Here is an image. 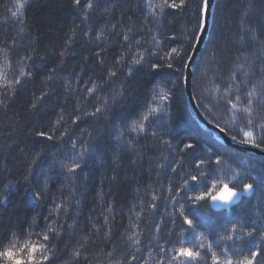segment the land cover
<instances>
[{"label":"trees","instance_id":"16d2710c","mask_svg":"<svg viewBox=\"0 0 264 264\" xmlns=\"http://www.w3.org/2000/svg\"><path fill=\"white\" fill-rule=\"evenodd\" d=\"M201 3L184 0L181 9L164 7L160 14L163 0H81L79 5L74 0H0V251L13 248L24 264L28 250L20 249L25 244L47 245L45 264H159L161 259L167 264V253L181 246L200 250L211 264L209 244L222 261L225 247L234 264L250 255L248 238L233 249L215 233L220 222L231 228L238 219V230L244 225L251 231L264 201L259 192L230 211L213 210L210 200L194 206L200 207L203 222L198 221L195 234L189 230L183 236L179 205L189 215L190 204L183 192L176 196L178 204L171 203L178 187L197 174V157L219 158L221 164L207 185L188 197L211 190L214 183H254L249 173L256 176L264 163L262 157L219 143L189 110L181 62L195 45L189 37ZM261 17L264 0H216L193 76L203 115L237 139L241 129H249L239 115L233 121L221 97L231 85L229 95L243 98L264 80ZM242 18L257 31L258 41L241 31ZM173 48L181 53L171 61L173 68L154 72L151 65L166 64ZM239 64L244 69L234 81L230 77ZM161 90L170 92L167 103L154 99ZM97 108L102 112L91 115ZM152 108L158 110L145 122L146 134L128 130ZM188 143L196 148L186 150ZM74 151L84 152L75 174L61 172L58 165L49 170L57 157H72L66 161L72 163ZM35 255L42 259L40 252Z\"/></svg>","mask_w":264,"mask_h":264},{"label":"snow or ice","instance_id":"6c2138e0","mask_svg":"<svg viewBox=\"0 0 264 264\" xmlns=\"http://www.w3.org/2000/svg\"><path fill=\"white\" fill-rule=\"evenodd\" d=\"M74 2L75 4L79 5L81 3V0H74ZM20 6L23 7V4H21ZM149 6L151 7V4H149ZM184 6V0H180V3H176L175 0H173L172 3H169V0H163V5L159 6L161 8L160 14H163L164 7H169L172 9H181ZM91 7L92 4L89 3L88 8ZM198 7L199 12L196 16V24L192 30V35L189 37V39L193 43H198L202 39L203 33L206 31L207 13L210 9L209 0H202V3ZM153 13L155 14L154 9ZM13 16H15V13H13ZM245 16H247V13H245ZM240 26L241 31L246 34L248 40H251L253 42L259 40L257 31L249 27L245 19H241ZM261 26L262 29H264V17H261ZM125 39H127V37H125ZM153 39L158 45L159 41L155 40V37ZM240 41L241 43L245 42V36H241ZM259 42L261 44H264V41ZM180 56L181 53L177 49L173 48L171 53H168L166 55V64L156 63L151 65V68L154 72H160L165 66L168 69H172L173 63L171 61L173 59H179ZM189 59L190 58L187 56L184 57V61H187ZM184 61L181 62L182 68L188 67V64ZM133 63L139 64L140 60H134ZM242 69H244L243 64L236 65L230 79L235 81V73ZM176 70L179 71L180 69ZM128 74L131 75V71H129ZM248 74L249 73L247 71L243 72L244 76H247ZM111 75L115 76L116 73L113 72ZM181 80L182 82H187V77L182 76ZM243 82L246 83V81ZM214 90L216 92L221 91L219 86L215 85ZM90 91H95V87L90 89ZM231 91V85H229L228 88L223 91V96L221 97V100L223 101L224 107L228 112L231 113L233 121H235L239 115L245 126L249 129L248 131H244L243 129H241L242 138L238 141V143L250 145L252 148L260 149L261 152H264V113H261L260 111L262 108H264V80H260L256 84H254L250 88V90H248L244 94L243 98L239 94L229 95ZM156 97H158L160 101L167 103L170 99V92L161 90L156 93L154 99ZM0 103H3V101L0 100ZM216 103H219V101H217ZM157 110L158 109L155 108L149 109L147 115L141 113L140 115L142 119H134L128 125V130L134 132L137 136L146 134L148 132V128H146L145 122L149 121V117L151 115H154ZM101 112L102 110L100 108H97L96 113H92L91 115L95 116L97 113ZM258 114L259 119L256 118ZM217 127H219V125H217ZM124 131V128H120L118 130V135L122 136ZM221 131H224V129H221ZM37 134L41 137H45L48 140L53 139L51 135H48L44 131H39ZM65 135H67V133H65ZM152 135H155V132H152ZM232 139L236 140V137L233 136ZM128 143L129 145H131V140H129ZM71 147L73 150H75L76 144L73 143ZM185 147L186 150H194L196 148V145L188 143ZM42 155V152L36 153L32 160V164L35 165L37 161L41 159ZM73 157H75V159L70 164L66 161L72 159V157L54 158L49 170L55 171L56 166L58 165L61 172L66 171L69 176H72L77 172V169L81 167L84 152L74 151ZM220 164L221 160L219 158H216L213 161L211 158L205 160L199 159V157H197V160L193 161V165L197 174L191 175L187 180H185L183 187H178L176 195L173 196L171 200V203L173 205L178 204L176 196H179L180 193L183 192L184 201L190 204V207L188 209L190 213L189 215L185 214L183 204L179 205L180 211L178 215L181 219V231L179 235L183 236V233L189 230H191L193 234L196 233L198 221L203 222L204 218L201 216L200 207L194 206L200 205L202 207L203 205L201 202L210 200L213 202L211 207L223 208L230 211L233 208H238L242 206L246 197L253 196L257 192H259L261 196L264 197V163H261V171L258 172L256 176H252L249 173V176L254 181V183H241L239 185L233 183L232 186H229V183H214L211 184V190L203 191L200 192L198 195L188 197V192H195L198 188L205 187L207 185L208 181L211 180V176L213 174L218 173L219 169L216 166ZM206 171L208 172L207 178L205 176ZM57 174L59 175L61 173ZM233 179H235V177H233ZM189 181L191 183H189ZM43 190L44 189H42V191ZM152 207L155 208L156 206L152 205ZM259 209L260 212L257 214L258 220L251 221V231H244V225H240L238 230L237 224H239V219L237 220L236 224H234L231 228H229L222 222L219 223L220 231L216 232L215 234L218 235L221 240H224L226 242H232L233 249L236 248L237 242L245 240L246 238L249 239L251 245V247L249 248L250 255L244 257L242 260L236 261L235 264H264V215H261V213H264V201L259 204ZM173 223L175 222L173 221ZM184 225H187V228H184ZM156 230L159 231V228H157ZM221 232L226 233V235H222ZM55 235V232H53V236ZM43 240L48 241L49 236L44 235ZM257 241H259V243H257ZM135 242L139 243L138 240ZM198 248L204 249L205 246L201 244L198 246ZM46 249L47 245L45 244H25L24 247L20 249V252L22 253L23 251L28 250L27 264H45V262L49 259V257L45 254ZM207 249L209 252H211V264H234L231 255L228 254V247H225L222 250L226 257L223 261L221 260V257L219 255H217L214 251H211L212 246L210 244L207 246ZM37 252H40L42 259H36L35 254ZM76 255H79V253H76ZM167 255L169 257L167 264H173V262H175V264H208L206 257L201 254L200 250H193V248L190 247L181 246L178 249H173L172 251L168 252ZM133 259L135 260L136 257H133ZM0 260H6L7 264H24V261L18 258V253L13 248H8L5 251H0ZM159 264H165L164 259H161L159 261Z\"/></svg>","mask_w":264,"mask_h":264},{"label":"water","instance_id":"95a60500","mask_svg":"<svg viewBox=\"0 0 264 264\" xmlns=\"http://www.w3.org/2000/svg\"><path fill=\"white\" fill-rule=\"evenodd\" d=\"M215 3H216V0H209L210 9L207 13L206 31L203 33L202 39L198 43H195L192 53L189 57L190 59L187 62L188 67H186L185 75H184V77H187V82H183L184 93H185V97L187 100V104H188V107H189V110L192 116L196 119V121L200 124V126L219 143L232 147L233 149H236L238 151L264 158V152H261L260 149H255V148H252L250 145H244V144L238 143L240 139L233 140L231 136H227L224 133V131H221L220 127H217V125L209 121L199 109L195 96H194L193 76L195 72V67L197 65V61L201 54V50L203 49L207 41L211 26H212L213 11L215 7ZM212 203L213 202L210 201V206L212 205ZM211 208L216 211L226 210L223 208H214V207H211Z\"/></svg>","mask_w":264,"mask_h":264},{"label":"bare ground","instance_id":"6f19581e","mask_svg":"<svg viewBox=\"0 0 264 264\" xmlns=\"http://www.w3.org/2000/svg\"><path fill=\"white\" fill-rule=\"evenodd\" d=\"M216 125V124H215ZM222 129V128H221ZM224 133L227 135V136H231L229 135L225 130H224ZM220 135V134H219ZM232 137V136H231ZM237 139V138H236ZM232 148V147H231Z\"/></svg>","mask_w":264,"mask_h":264},{"label":"rangeland","instance_id":"374dc122","mask_svg":"<svg viewBox=\"0 0 264 264\" xmlns=\"http://www.w3.org/2000/svg\"><path fill=\"white\" fill-rule=\"evenodd\" d=\"M251 155V154H250ZM253 156H255V155H253Z\"/></svg>","mask_w":264,"mask_h":264}]
</instances>
